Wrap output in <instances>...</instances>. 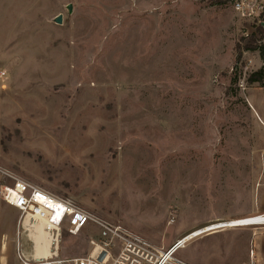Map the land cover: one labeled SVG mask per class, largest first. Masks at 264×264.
Masks as SVG:
<instances>
[{
  "label": "rangeland",
  "instance_id": "obj_1",
  "mask_svg": "<svg viewBox=\"0 0 264 264\" xmlns=\"http://www.w3.org/2000/svg\"><path fill=\"white\" fill-rule=\"evenodd\" d=\"M254 28L230 0H0V169L161 250L225 226L174 257L242 264L264 233L234 231L264 213ZM17 219L0 199V264H19ZM96 234L63 230L59 255Z\"/></svg>",
  "mask_w": 264,
  "mask_h": 264
},
{
  "label": "built area",
  "instance_id": "obj_2",
  "mask_svg": "<svg viewBox=\"0 0 264 264\" xmlns=\"http://www.w3.org/2000/svg\"><path fill=\"white\" fill-rule=\"evenodd\" d=\"M230 4L240 18L254 22V33L261 34L257 35L259 42L257 46L263 45L264 0H230ZM252 45L256 46V43L252 42ZM248 67L247 63L242 69L244 74ZM240 87L246 88L244 81ZM0 199L18 212L15 248L19 264H183L171 259L172 254L183 246L182 239H177L166 250L158 249L121 225L93 215L71 199L51 194L2 169H0ZM260 215L262 220L256 225L264 226V213ZM40 221L46 226V236L49 240V254L43 257H39L34 251V225ZM213 226L210 224L206 227L208 229L203 227L204 229L189 232L186 236L190 238L186 242L225 227L213 228ZM243 226L251 225L242 224L239 227ZM89 227H95L97 234L88 239V252L83 256L62 258L59 255V247L63 230L76 236ZM22 235L26 237L31 249L29 256L23 250ZM254 261V251L250 249L248 264H255Z\"/></svg>",
  "mask_w": 264,
  "mask_h": 264
},
{
  "label": "crops",
  "instance_id": "obj_3",
  "mask_svg": "<svg viewBox=\"0 0 264 264\" xmlns=\"http://www.w3.org/2000/svg\"><path fill=\"white\" fill-rule=\"evenodd\" d=\"M7 206H9V205H7ZM9 207H11V206H9ZM12 208V207H11ZM260 214H258V215H249V224L250 225H256V224H260V222H261V218H260ZM238 229H264V226H256V227H236V228H234V231L235 232H238V235H240V233H242V231L241 230H238ZM182 230H178V231H176L175 233H177V235L181 232ZM227 231H231V230H227ZM222 232V231H221ZM261 232V231H260ZM211 233H213V234H216V233H219V232H216V230L215 231H211V232H208V233H206V234H204L203 236H201L200 238H202V237H207V236H210V235H212ZM188 234V233H187ZM187 234H184L183 236H181V238L180 239H182V241H181V243L183 244V243H187V244H189V243H191V242H194V241H197V240H199L200 238H197V239H194V240H192V241H189V242H186L189 238H190V236H186ZM207 234H210V235H207ZM177 239H179V238H177ZM176 239V240H177ZM175 240V241H176ZM250 240H251V244L252 245H254V242H255V240H256V247H253L252 249H253V251H254V255H255V261H254V263L255 264H257L256 263V255H258V258L264 263V233L263 232H261V233H259V232H254L252 235H251V238H250ZM250 240H249V242H247V249H248V244L250 243ZM174 241V242H175ZM174 242H172L171 243V245L174 243ZM25 248V249H24ZM23 250H24V252H25V254L27 255V256H29V255H31V249H30V247H29V244L28 243H26L25 245L23 244ZM249 250H250V248L247 250V253H246V255L247 256H245V258L243 259V261H242V264H248L249 263V257H248V252H249ZM49 254V252L47 251L46 253H44V254H42V255H48ZM247 259V260H246Z\"/></svg>",
  "mask_w": 264,
  "mask_h": 264
},
{
  "label": "bare ground",
  "instance_id": "obj_4",
  "mask_svg": "<svg viewBox=\"0 0 264 264\" xmlns=\"http://www.w3.org/2000/svg\"><path fill=\"white\" fill-rule=\"evenodd\" d=\"M34 226H35L34 227L35 228L34 229L35 231L33 233V235H34V243H35V245H34V247H35L34 248V251H35V254L36 255H39V257H43L44 255H42V254L46 253L47 251L49 252V240H48V238L46 236V226L44 225V223L42 221L37 222ZM180 238L181 237H179V239ZM185 246H186V244L184 243L181 248H183ZM181 248H179V249H181ZM175 253H176V251L172 254L171 259L174 260V261H180V260H178V259H176L174 257V254ZM180 262H182V261H180ZM182 263L183 264H187L185 262H182Z\"/></svg>",
  "mask_w": 264,
  "mask_h": 264
},
{
  "label": "trees",
  "instance_id": "obj_5",
  "mask_svg": "<svg viewBox=\"0 0 264 264\" xmlns=\"http://www.w3.org/2000/svg\"><path fill=\"white\" fill-rule=\"evenodd\" d=\"M258 30L261 31L260 28H258ZM252 43V42H251ZM239 48V46H238ZM246 50H249V49H255L256 46L254 45H245L244 47ZM259 51H260V55H261V58L264 59V44L263 45H260L258 47ZM239 58V57H238ZM247 82L252 84V83H259L260 86L264 87V68L261 67L253 72H251L248 77H247Z\"/></svg>",
  "mask_w": 264,
  "mask_h": 264
},
{
  "label": "water",
  "instance_id": "obj_6",
  "mask_svg": "<svg viewBox=\"0 0 264 264\" xmlns=\"http://www.w3.org/2000/svg\"><path fill=\"white\" fill-rule=\"evenodd\" d=\"M71 7L69 6V9H70ZM61 20H62V17H61V15H59L57 18H56V22L57 23H61Z\"/></svg>",
  "mask_w": 264,
  "mask_h": 264
}]
</instances>
